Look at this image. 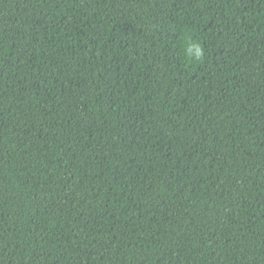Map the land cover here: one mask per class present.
I'll return each instance as SVG.
<instances>
[{"label": "trees", "instance_id": "1", "mask_svg": "<svg viewBox=\"0 0 264 264\" xmlns=\"http://www.w3.org/2000/svg\"><path fill=\"white\" fill-rule=\"evenodd\" d=\"M0 264H264V0H0Z\"/></svg>", "mask_w": 264, "mask_h": 264}, {"label": "clouds", "instance_id": "2", "mask_svg": "<svg viewBox=\"0 0 264 264\" xmlns=\"http://www.w3.org/2000/svg\"><path fill=\"white\" fill-rule=\"evenodd\" d=\"M197 58H199V57H197Z\"/></svg>", "mask_w": 264, "mask_h": 264}]
</instances>
